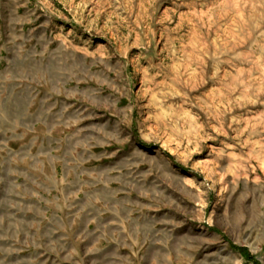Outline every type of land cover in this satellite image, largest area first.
<instances>
[{
    "label": "rangeland",
    "instance_id": "1",
    "mask_svg": "<svg viewBox=\"0 0 264 264\" xmlns=\"http://www.w3.org/2000/svg\"><path fill=\"white\" fill-rule=\"evenodd\" d=\"M61 216L156 240L136 264H264V0H0V264Z\"/></svg>",
    "mask_w": 264,
    "mask_h": 264
},
{
    "label": "crops",
    "instance_id": "2",
    "mask_svg": "<svg viewBox=\"0 0 264 264\" xmlns=\"http://www.w3.org/2000/svg\"><path fill=\"white\" fill-rule=\"evenodd\" d=\"M57 219L59 221V227L55 230V234L58 236L56 242L50 243L47 236H45L46 238L41 240L42 248L40 249V252L35 254V256H38L39 261L42 260V264H48V258L54 257L51 254L53 252L56 254L60 253V251L65 248L66 245L70 246L71 252L74 254L72 259H64L58 255V257H55V259L52 258L54 259L53 261H55L53 264H69L71 262H73L72 264H86L87 259L84 256L86 254L82 252L85 243L88 244V255L94 256L93 263L95 264H125L121 260V257H127V261L130 259L133 264H136V255L143 256L147 254L149 250H151L154 254L155 249L159 248L158 244H156V240H148L146 242L143 241V238H138L137 234L129 239L128 235L131 233V229L129 226L125 227V223L122 219H116L114 221L111 216L95 218L94 220H86L85 218L82 219L78 216H61ZM41 223L44 227H42V233L44 232L43 234L47 235L48 229H45L47 223H43V220ZM114 225L117 231L116 233L113 229ZM94 236L95 238H93ZM34 251L35 250H33L32 255L37 252ZM79 251L84 257L83 261L78 255ZM102 257H104V259H101ZM41 263L34 262L33 264Z\"/></svg>",
    "mask_w": 264,
    "mask_h": 264
},
{
    "label": "trees",
    "instance_id": "3",
    "mask_svg": "<svg viewBox=\"0 0 264 264\" xmlns=\"http://www.w3.org/2000/svg\"><path fill=\"white\" fill-rule=\"evenodd\" d=\"M237 250H239L241 253H246V249L244 248H236ZM245 259H249V255L248 254H245Z\"/></svg>",
    "mask_w": 264,
    "mask_h": 264
}]
</instances>
